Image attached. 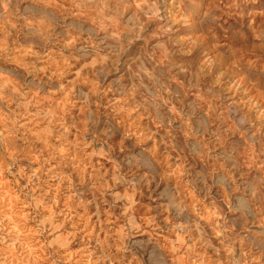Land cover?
Returning a JSON list of instances; mask_svg holds the SVG:
<instances>
[{
  "label": "clouds",
  "instance_id": "clouds-1",
  "mask_svg": "<svg viewBox=\"0 0 264 264\" xmlns=\"http://www.w3.org/2000/svg\"><path fill=\"white\" fill-rule=\"evenodd\" d=\"M0 264H264V0H0Z\"/></svg>",
  "mask_w": 264,
  "mask_h": 264
}]
</instances>
